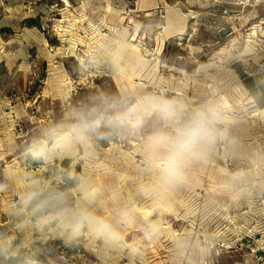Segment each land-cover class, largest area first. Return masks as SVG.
<instances>
[{
	"label": "rangeland",
	"instance_id": "374dc122",
	"mask_svg": "<svg viewBox=\"0 0 264 264\" xmlns=\"http://www.w3.org/2000/svg\"><path fill=\"white\" fill-rule=\"evenodd\" d=\"M108 4L119 9L117 17ZM167 7L185 28L162 40ZM118 52L122 75L112 77ZM130 81L143 90L135 92ZM146 94L176 99L185 115L209 101L225 115L227 138L189 162L179 185L151 190L144 144L158 127L154 115L71 158L39 163L24 155L40 129L74 105L100 95ZM258 109H264V0H0V182L12 170L53 180L71 172L102 189L109 212L127 208L133 215L117 248L103 250L86 235L69 243L54 224L18 230L12 214L18 189L9 184L0 193V234L23 242V254L36 264H264ZM59 186L78 199L72 180ZM163 196L172 211L157 205ZM148 223L160 224L151 238L143 231ZM177 239L183 249H176Z\"/></svg>",
	"mask_w": 264,
	"mask_h": 264
},
{
	"label": "clouds",
	"instance_id": "9594fccd",
	"mask_svg": "<svg viewBox=\"0 0 264 264\" xmlns=\"http://www.w3.org/2000/svg\"><path fill=\"white\" fill-rule=\"evenodd\" d=\"M185 106L174 98L146 94L142 96L100 95L71 107L64 117L45 125L25 147L24 155L34 162L47 163L58 156L71 158L77 149L90 150L96 141L138 128L144 116L154 115L158 127L146 137V162L155 178L151 189H169L183 182L186 166L202 154L208 146L228 136L226 118L215 102L209 101L185 115ZM65 179L75 183V193L60 188ZM0 182V193L9 184L17 186L18 200L12 205V214L18 217L17 228L26 231L36 224L47 227L54 224L67 242L86 235L98 242L103 250L114 249L124 243L120 230L133 215L127 208L111 213L102 200V189L90 178L71 172L58 179H46L30 172L10 171ZM142 192L149 191L142 187ZM151 238L158 232L155 224L143 229ZM177 250L185 242L177 239ZM24 243L0 234V264L19 261L36 264L23 254Z\"/></svg>",
	"mask_w": 264,
	"mask_h": 264
},
{
	"label": "bare ground",
	"instance_id": "6f19581e",
	"mask_svg": "<svg viewBox=\"0 0 264 264\" xmlns=\"http://www.w3.org/2000/svg\"><path fill=\"white\" fill-rule=\"evenodd\" d=\"M65 2L68 3L67 1H65ZM99 6H101V5H99ZM105 10L111 12L113 14V17H115V16L117 17L118 14H119V9L113 7V5H111V4H108L107 5V8H105ZM171 12H172L171 8L167 7V9H166V22L161 27L162 28V40H165V39L170 38L173 33H176V31H183L184 28H185V25H184L185 22H183L184 21L183 18H176V19H174V17L173 18L171 17ZM124 47L125 46L122 45L120 47V50L122 48H124ZM120 55H121V53L118 52L117 56L114 57L113 60H112V65H111V69H110V74L112 75V77L113 76H116V75H122L121 69H120V67H118L119 66L118 59L120 58ZM129 78L130 77H128V79ZM131 86L133 87V90L135 92H137V93L140 92L141 90H143V88H144V84L141 83V82H139V83L138 82H131ZM257 112H258V115L259 114H264V109H262V110L261 109H258ZM157 205L161 206L163 209H166L168 211H172L173 210L172 204L164 196L162 198L157 199ZM148 213H149L148 210H144V214L145 215H147ZM157 226H160V224L158 223ZM165 230H166L165 231L166 234H169V235L172 234V232L169 229L166 228ZM190 232H191V230H188L187 229L186 233L189 234ZM131 264H135V263H131Z\"/></svg>",
	"mask_w": 264,
	"mask_h": 264
},
{
	"label": "water",
	"instance_id": "95a60500",
	"mask_svg": "<svg viewBox=\"0 0 264 264\" xmlns=\"http://www.w3.org/2000/svg\"><path fill=\"white\" fill-rule=\"evenodd\" d=\"M227 34H228V31H224V30L221 31L222 36H226Z\"/></svg>",
	"mask_w": 264,
	"mask_h": 264
}]
</instances>
